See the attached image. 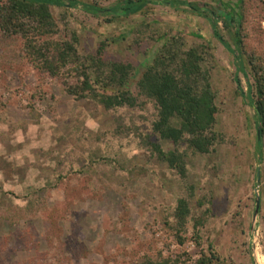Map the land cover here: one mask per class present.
<instances>
[{
  "label": "rangeland",
  "instance_id": "374dc122",
  "mask_svg": "<svg viewBox=\"0 0 264 264\" xmlns=\"http://www.w3.org/2000/svg\"><path fill=\"white\" fill-rule=\"evenodd\" d=\"M80 1L107 11L121 0ZM184 1L211 9L221 0ZM189 4L149 0L140 13L120 18L80 6L53 8L57 39L76 32L82 54L104 41L107 58L137 67L129 85L135 94L163 36L212 45L215 130L222 137L210 153H190L186 178L136 137L152 132L151 104L108 110L91 98L77 99L67 91L78 80L70 68L55 77L41 72L26 56L25 39L0 31V264H137L160 251L194 261L196 227L201 248L212 243L228 263L264 264V138L261 153L249 92L254 81L238 71L209 20ZM242 12L247 50L264 54V0H244ZM236 74L245 98L237 93ZM181 197L190 199L195 218L203 216V225L190 220L185 243L166 221Z\"/></svg>",
  "mask_w": 264,
  "mask_h": 264
},
{
  "label": "trees",
  "instance_id": "16d2710c",
  "mask_svg": "<svg viewBox=\"0 0 264 264\" xmlns=\"http://www.w3.org/2000/svg\"><path fill=\"white\" fill-rule=\"evenodd\" d=\"M149 0H121L113 8H103L80 0H0V31L5 36L20 35L25 39L24 51L30 62L43 73L58 76L64 69H71L78 79L67 85V91L77 99L91 98L106 109L121 107H153L150 120L151 134L137 133L151 156L166 162L181 178L187 176V160L190 153H210L221 137L215 130L219 107L217 92L212 83V61L215 56L209 42L201 41L188 45L181 34L165 35L153 61L146 66L136 82L137 94L130 88L137 67L130 61H118L106 56V42H101L96 51L82 54L79 39L72 31L69 38L57 39L60 27L53 8L68 10L82 7L83 10L100 15L102 12L113 18L140 13ZM179 7L189 4L184 0H159ZM193 10L211 23L214 37L220 41L237 61L238 71L253 78L249 85L250 102L255 109L257 123V147L262 153L264 138V54L248 51L242 35L244 0L225 2L221 0L214 8L199 4ZM220 23L230 33L228 41ZM199 39H203L197 34ZM213 59V60H212ZM237 93L246 97L241 80L236 74ZM174 144L173 149H164L153 135ZM183 145H187L183 147ZM188 197H181L177 205L168 211L167 223L179 243H185L191 219L194 226L203 225L202 217L195 218ZM194 241L200 249L194 261L174 258L158 252L144 254L137 264H230L216 251L212 243L202 247L200 229L194 230Z\"/></svg>",
  "mask_w": 264,
  "mask_h": 264
},
{
  "label": "water",
  "instance_id": "95a60500",
  "mask_svg": "<svg viewBox=\"0 0 264 264\" xmlns=\"http://www.w3.org/2000/svg\"><path fill=\"white\" fill-rule=\"evenodd\" d=\"M259 175H260V171L258 172V177H259ZM260 200H261V198L258 197V198H257V210H258V207H259V205H260Z\"/></svg>",
  "mask_w": 264,
  "mask_h": 264
}]
</instances>
